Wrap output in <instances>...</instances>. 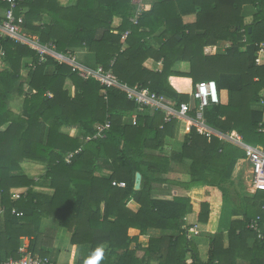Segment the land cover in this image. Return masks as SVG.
<instances>
[{"label":"trees","instance_id":"1","mask_svg":"<svg viewBox=\"0 0 264 264\" xmlns=\"http://www.w3.org/2000/svg\"><path fill=\"white\" fill-rule=\"evenodd\" d=\"M132 3L76 0L62 7L57 0H17L13 10L23 15V30L41 43L53 42L64 55L85 48L92 58L89 67L111 69L119 82L148 87L176 104L189 101L197 82L215 81L218 91L227 89L228 99L205 108L207 124L264 146V64L255 62L264 43V0H189L192 21L183 19L173 0H159L141 11L136 23ZM245 5L253 8L249 24L242 14ZM9 8L0 0V22ZM117 17L122 22L113 28ZM220 42L229 47L215 52ZM147 59L160 61L161 69L144 66ZM37 61L33 50L0 36V205L5 209L0 260L18 256L21 236L28 237L31 254L46 257L50 239L40 223L51 217L71 233V253L88 249L87 259L77 257L74 264H264V240L248 228L258 216L264 223V191L249 194L234 187L245 160L241 146L198 134L192 124L179 152L167 154L165 139L174 136L178 120L163 123L162 111H138L116 87L107 89L105 98L98 81L81 78L67 62L52 56ZM179 61L188 63L187 71L174 69ZM12 92L23 96L20 112L9 106ZM133 114L135 124L124 120ZM106 123L103 137L84 140ZM62 128H77L80 136ZM79 148L66 162V155ZM97 159L107 160L109 175H95ZM25 160L45 165L41 178L54 189L51 196L32 190L35 181L20 165ZM114 180L125 186L112 185ZM159 184L185 194L154 198ZM205 186L215 187L221 201L201 200L191 222L196 196L190 193ZM131 200L138 204L136 211L127 206ZM222 203L231 204L233 215L241 217L231 221L227 247L223 234L215 232ZM13 208L20 216L11 213ZM196 224L211 231L206 261L187 235ZM154 229L169 233L149 235Z\"/></svg>","mask_w":264,"mask_h":264},{"label":"built area","instance_id":"2","mask_svg":"<svg viewBox=\"0 0 264 264\" xmlns=\"http://www.w3.org/2000/svg\"><path fill=\"white\" fill-rule=\"evenodd\" d=\"M10 4V8L3 14V19L0 22V36L8 37L10 40L17 44L25 45L33 50L38 56L37 64L44 63L48 56L54 57L59 63L67 62L71 65L73 71H77L78 75L83 79L94 78L102 85V95L106 98V92L109 88H119L126 94V98L133 101L137 105L138 111H150L158 112L162 111L163 123H168L171 120H180L187 123V126L192 124L198 134L205 137L217 136L219 140H228L234 144L241 146L245 151V159L250 167L249 185L253 191H264V146L263 145H251L244 142L242 136L235 130L222 133L209 124L204 116V110L211 104H218L221 102L219 91L215 81H199L194 85L192 92L190 93V99L187 102H181L176 104L173 100L164 95H159L151 91L148 87H142L138 84L129 86L127 84L119 82L116 75L111 69H104L102 66L95 68H89L78 62L73 54L64 55L56 50V45L53 42L41 43L37 35L26 33L22 28L23 15L16 16L14 8L17 4V0H4ZM140 10L136 11V15L131 19L133 23H136V19L140 14ZM129 31L122 34L123 39L127 36ZM264 44H260L257 56L255 58L256 64H261L260 54L264 51ZM29 67L34 68V63H29ZM264 92L261 95V102L263 103ZM193 113V114H191ZM131 123H136V116H131ZM108 127V123L104 125H97V132L93 135L84 137L85 141L103 137V130ZM75 152H69L65 161L70 162ZM112 185L118 187H124L123 181H112ZM264 208V206H263ZM11 213L20 216L21 212L16 209H11ZM248 228L253 230L257 237L264 240V229L259 223V216L250 220ZM188 235V233H187ZM189 237V235H188ZM0 264H61L53 261L49 257L35 256L28 250V245H20L18 248L17 257H9L0 260Z\"/></svg>","mask_w":264,"mask_h":264},{"label":"crops","instance_id":"3","mask_svg":"<svg viewBox=\"0 0 264 264\" xmlns=\"http://www.w3.org/2000/svg\"><path fill=\"white\" fill-rule=\"evenodd\" d=\"M62 7H66L67 5L74 4L76 0H57ZM159 0H132L133 6L135 5V11H146L151 8L153 3L158 2ZM175 2V5L182 10V17L185 21H192L194 19V14L191 13L189 0H173ZM185 2V5L183 4ZM185 8V9H184ZM251 17V14L247 17H245V21L248 20ZM187 18L188 20H186ZM121 18L117 17L115 18L112 26L113 28H117L121 24ZM123 47L126 48L127 44L122 43ZM264 44V43H263ZM264 47V46H263ZM89 51L85 48L76 49L71 54H73L78 62H80L82 65L87 66L89 62H91L92 58L90 56ZM261 58V64H264V51L260 54ZM152 59H147L144 62V66H146L149 69L152 70H160L161 69V63L160 62H151ZM160 63V64H159ZM179 63H177L178 65ZM176 65V66H177ZM89 67V65L87 66ZM155 67V68H153ZM91 68V67H89ZM188 69V67H187ZM186 71V70H185ZM220 100L221 103L226 104L228 95H227V89L221 88L219 91ZM125 121H131L130 117L124 118ZM262 123H264V114ZM61 132L72 136V137H78L80 136V132L77 128H62ZM188 132V126L187 123L184 121L178 120L176 131L173 137H167L165 139V145L164 150L167 154L179 152L180 146L182 144L184 135ZM243 164L241 166L240 172L235 180H237L238 183H241L243 181V184L246 187V191L249 194H253L255 191H253L250 188L249 185V175H250V167L247 162V160H243ZM21 168L23 172L30 178H33L35 183L32 185V190L38 194H43L47 196H51L54 193V189L49 187L48 182L43 180L41 178V175L45 172V165L33 161H22L20 163ZM110 173V166L107 160L103 159H97V170L95 171L96 176L101 175H109ZM210 190L211 188H208ZM203 189L200 190H193L190 195H194L196 197H193L192 205L193 210L191 215H189V219L191 222L196 221V217L199 211V206L201 200L208 201V202H219L221 201V194L216 189L214 190L215 193L212 192H206L205 195L202 193ZM179 194H185L183 190L180 188L173 186L171 184H159L156 186L153 197L157 199H167L171 200L173 196L179 195ZM198 195H201V198H198ZM127 206L133 210L136 211L138 209V204L135 203L133 200L129 201L127 203ZM5 211L4 207L0 205V216H2L3 212ZM241 219L240 216L233 215V207L229 203H222L221 208L219 211V215L217 217V224L215 232H221L224 237V247L228 246V237L227 232L230 227L231 221L233 220H239ZM262 228H264V223L261 224ZM40 230L41 232H45L50 239V242L45 246L47 251V256L49 257V253L52 251L53 256L51 258L53 261H56L61 264H74L75 259L80 256H85L88 254L86 251H88L86 246H83L82 249H79L77 247L74 251V253H71L72 249L70 244V238L71 233L64 228L60 227L58 225V221L55 218H42L40 223ZM209 230L201 224H196L195 229H191L188 231L189 238L195 242V244L198 247L199 256L201 260L206 261L208 257V248L211 242V235ZM169 233L168 231L154 229L149 230L148 234L151 236H159L161 234ZM21 244L20 245H28L29 239L28 237L21 236ZM253 243V239H248L247 244L248 247H251ZM46 244V243H45ZM137 257L143 256V251H138L136 253ZM239 264H247L245 261H239Z\"/></svg>","mask_w":264,"mask_h":264},{"label":"rangeland","instance_id":"4","mask_svg":"<svg viewBox=\"0 0 264 264\" xmlns=\"http://www.w3.org/2000/svg\"><path fill=\"white\" fill-rule=\"evenodd\" d=\"M185 5V2L183 3ZM186 5H187V0H186ZM135 6V5H134ZM253 11V8L249 5H245L243 7V11H242V14H244V23L245 24H249L251 22V17L245 21V17L249 16ZM186 20H188L187 18H185ZM155 46H158L157 43H153ZM229 47V43L227 42H220L216 45V48H215V52H222L225 50V48ZM151 62H155L154 60H151ZM160 62V61H159ZM161 63V62H160ZM159 63V64H160ZM177 63H179L177 65ZM174 66V69L176 71H180V72H184L185 70L187 71V67L189 68V65L187 62H184V61H179L177 62ZM177 65V66H176ZM161 66H162V63H161ZM155 68V67H153ZM24 73V72H23ZM73 92V89L71 90V93ZM22 100H23V96L17 94L16 92H12L11 94V99L9 101V106L11 107V109L15 112H20V109H21V105H22ZM245 186L243 184V181L241 183V180H240V183L237 182V180L234 181V187H236V189L240 190V191H245L247 192L246 190V187H243ZM208 188H211L210 190L207 189ZM203 188V191L202 193H205V192H212V193H215L214 190H216L215 187H212V186H205V187H202ZM86 253H88V251H86ZM53 256V253L52 251L49 253V257L52 258ZM84 257V256H82ZM88 257V254L85 256V259H87ZM53 259V258H52Z\"/></svg>","mask_w":264,"mask_h":264},{"label":"water","instance_id":"5","mask_svg":"<svg viewBox=\"0 0 264 264\" xmlns=\"http://www.w3.org/2000/svg\"><path fill=\"white\" fill-rule=\"evenodd\" d=\"M138 179H139V175L136 176V180H138Z\"/></svg>","mask_w":264,"mask_h":264}]
</instances>
